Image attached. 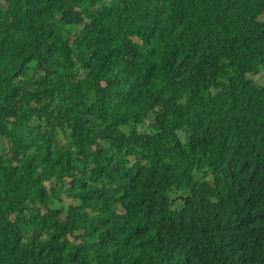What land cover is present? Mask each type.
<instances>
[{
    "label": "trees",
    "instance_id": "trees-1",
    "mask_svg": "<svg viewBox=\"0 0 264 264\" xmlns=\"http://www.w3.org/2000/svg\"><path fill=\"white\" fill-rule=\"evenodd\" d=\"M263 72L264 0H0V264H264Z\"/></svg>",
    "mask_w": 264,
    "mask_h": 264
},
{
    "label": "rangeland",
    "instance_id": "rangeland-1",
    "mask_svg": "<svg viewBox=\"0 0 264 264\" xmlns=\"http://www.w3.org/2000/svg\"><path fill=\"white\" fill-rule=\"evenodd\" d=\"M255 81L258 84H261L264 86V72L262 74H259L258 76L255 77ZM71 203V201H69V204Z\"/></svg>",
    "mask_w": 264,
    "mask_h": 264
}]
</instances>
